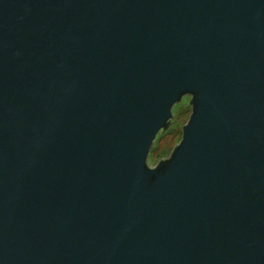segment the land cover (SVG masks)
<instances>
[{
	"label": "water",
	"instance_id": "95a60500",
	"mask_svg": "<svg viewBox=\"0 0 264 264\" xmlns=\"http://www.w3.org/2000/svg\"><path fill=\"white\" fill-rule=\"evenodd\" d=\"M0 264H264V0H0Z\"/></svg>",
	"mask_w": 264,
	"mask_h": 264
},
{
	"label": "rangeland",
	"instance_id": "374dc122",
	"mask_svg": "<svg viewBox=\"0 0 264 264\" xmlns=\"http://www.w3.org/2000/svg\"><path fill=\"white\" fill-rule=\"evenodd\" d=\"M189 100L190 95H183L181 100L172 106V118L168 128L161 130V132H165L163 137L158 143H153L149 151L147 162L150 167H154L161 158H168L175 143L177 144L181 139L182 126L187 122L191 113V106L188 104Z\"/></svg>",
	"mask_w": 264,
	"mask_h": 264
},
{
	"label": "trees",
	"instance_id": "16d2710c",
	"mask_svg": "<svg viewBox=\"0 0 264 264\" xmlns=\"http://www.w3.org/2000/svg\"><path fill=\"white\" fill-rule=\"evenodd\" d=\"M165 132H159V134L157 135V137H156V139L154 140V144H156V143H158V141L163 137V134H164ZM153 147H154V145H153Z\"/></svg>",
	"mask_w": 264,
	"mask_h": 264
}]
</instances>
